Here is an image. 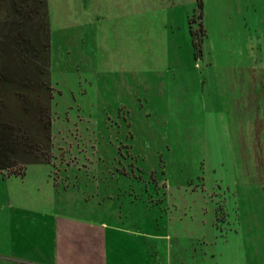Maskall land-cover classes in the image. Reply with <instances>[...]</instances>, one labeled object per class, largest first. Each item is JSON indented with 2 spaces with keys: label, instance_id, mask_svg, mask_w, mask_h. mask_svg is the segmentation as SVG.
<instances>
[{
  "label": "rangeland",
  "instance_id": "obj_1",
  "mask_svg": "<svg viewBox=\"0 0 264 264\" xmlns=\"http://www.w3.org/2000/svg\"><path fill=\"white\" fill-rule=\"evenodd\" d=\"M46 6L50 154L0 170V264H264V0Z\"/></svg>",
  "mask_w": 264,
  "mask_h": 264
},
{
  "label": "trees",
  "instance_id": "obj_2",
  "mask_svg": "<svg viewBox=\"0 0 264 264\" xmlns=\"http://www.w3.org/2000/svg\"><path fill=\"white\" fill-rule=\"evenodd\" d=\"M7 49L24 64V76L12 74L11 62L2 58ZM48 66L46 0H0V170L49 159ZM35 105L39 119L44 117L43 132H37Z\"/></svg>",
  "mask_w": 264,
  "mask_h": 264
},
{
  "label": "crops",
  "instance_id": "obj_3",
  "mask_svg": "<svg viewBox=\"0 0 264 264\" xmlns=\"http://www.w3.org/2000/svg\"><path fill=\"white\" fill-rule=\"evenodd\" d=\"M105 208V207H104ZM104 222V221H103ZM81 255V254H80ZM103 256L105 257V250H103Z\"/></svg>",
  "mask_w": 264,
  "mask_h": 264
}]
</instances>
